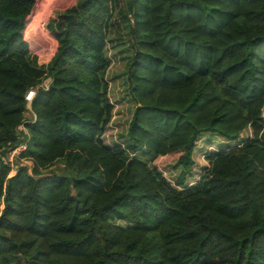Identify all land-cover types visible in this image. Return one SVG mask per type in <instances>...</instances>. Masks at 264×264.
<instances>
[{
  "label": "trees",
  "instance_id": "obj_1",
  "mask_svg": "<svg viewBox=\"0 0 264 264\" xmlns=\"http://www.w3.org/2000/svg\"><path fill=\"white\" fill-rule=\"evenodd\" d=\"M36 2L0 0V264H264V0H125L136 107L114 145L116 0L59 12L45 64L24 39ZM207 132L228 146L198 165Z\"/></svg>",
  "mask_w": 264,
  "mask_h": 264
},
{
  "label": "rangeland",
  "instance_id": "obj_2",
  "mask_svg": "<svg viewBox=\"0 0 264 264\" xmlns=\"http://www.w3.org/2000/svg\"><path fill=\"white\" fill-rule=\"evenodd\" d=\"M77 0H37L32 12L26 17L24 28V39L29 44L31 53L37 56L40 64L48 63L58 48V41L56 38V32L50 30V23L58 17V13L68 9L75 5ZM115 11L113 18L110 22V30L107 38V51L111 67L108 73L111 100L115 104L113 117L109 124L106 133L104 135L105 142L109 145L115 143H125L122 134H124L129 126L134 109L136 107L132 100L131 93L129 91L128 82V61L132 57V49L130 44L131 38H129V26L126 20H124L119 14V10L126 8L125 0H116ZM131 22L133 16L129 14ZM50 79L44 82L45 86H48ZM27 118L32 117L30 110L25 113ZM23 127V125H22ZM252 135V129H248L242 134L244 139L246 136ZM224 139L216 133H204L202 138L197 142V151L195 158L198 165L201 162L206 164L205 156L210 151H219L226 148L228 144L224 143ZM241 142V141H240ZM24 162V161H23ZM63 164L53 165L48 168V172L51 170H58V167H62ZM172 167L166 171L169 177L175 178L178 171L171 170ZM200 171V167H198ZM196 171V169H195ZM197 174L199 172L196 171ZM12 175L15 174L13 171ZM3 208V202L0 201V210Z\"/></svg>",
  "mask_w": 264,
  "mask_h": 264
},
{
  "label": "built area",
  "instance_id": "obj_3",
  "mask_svg": "<svg viewBox=\"0 0 264 264\" xmlns=\"http://www.w3.org/2000/svg\"><path fill=\"white\" fill-rule=\"evenodd\" d=\"M35 92H36L35 88H31L27 92L26 98L29 102H32ZM10 145H11V142H8L7 146H10ZM26 148H27V143H23L15 147L12 151H9L8 154L3 157V160L12 167V172L13 171L16 172V169H17L15 158L19 156L24 150H26ZM2 150H4V148L0 149V153Z\"/></svg>",
  "mask_w": 264,
  "mask_h": 264
},
{
  "label": "clouds",
  "instance_id": "obj_4",
  "mask_svg": "<svg viewBox=\"0 0 264 264\" xmlns=\"http://www.w3.org/2000/svg\"><path fill=\"white\" fill-rule=\"evenodd\" d=\"M46 87H49V85L46 86ZM35 89H36V88H35ZM35 95H36V92H35ZM35 95H34V97H35ZM34 97H33V99H34ZM32 101H33V100H32ZM31 104H32V102H29V101H28V108H29V110L32 112V117H31L30 119L34 118V112H33V110H32ZM20 129L26 131V128H25L24 126H23V127L20 126Z\"/></svg>",
  "mask_w": 264,
  "mask_h": 264
},
{
  "label": "water",
  "instance_id": "obj_5",
  "mask_svg": "<svg viewBox=\"0 0 264 264\" xmlns=\"http://www.w3.org/2000/svg\"><path fill=\"white\" fill-rule=\"evenodd\" d=\"M59 1H61V0H59ZM67 9V8H66ZM66 9H64V10H66Z\"/></svg>",
  "mask_w": 264,
  "mask_h": 264
}]
</instances>
